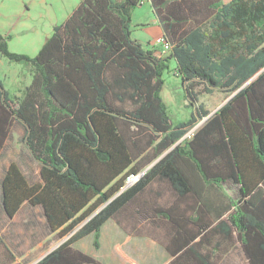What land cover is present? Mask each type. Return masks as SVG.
Returning <instances> with one entry per match:
<instances>
[{
    "label": "trees",
    "instance_id": "16d2710c",
    "mask_svg": "<svg viewBox=\"0 0 264 264\" xmlns=\"http://www.w3.org/2000/svg\"><path fill=\"white\" fill-rule=\"evenodd\" d=\"M145 2L167 56L132 37L131 13ZM7 41L0 33L1 57L31 81L20 96L0 81V151L16 121L40 182L11 163L0 206L9 219L24 203L40 207L64 239L36 264H101L74 245L93 235L98 250L109 219L160 243L168 264H216L234 236L248 264H264V0H80L36 56ZM170 61L194 108L176 123L161 97ZM200 86L231 98L208 116ZM125 222L151 231L130 233ZM15 259L0 236V264Z\"/></svg>",
    "mask_w": 264,
    "mask_h": 264
},
{
    "label": "crops",
    "instance_id": "0c3cea01",
    "mask_svg": "<svg viewBox=\"0 0 264 264\" xmlns=\"http://www.w3.org/2000/svg\"><path fill=\"white\" fill-rule=\"evenodd\" d=\"M223 1L227 2L229 0ZM79 2L80 0H0V33L9 37V41H7L9 51L12 53L25 54L29 57L36 56L43 43L46 42L50 36L53 26L61 24L68 14L75 9ZM143 5L150 9L151 19L149 18L148 21L138 20L136 26L142 30L149 26L150 29L154 30V38L151 39L146 37L145 39L146 44H151L156 38L162 36V31L157 19L153 15L149 3L145 2ZM134 10L131 13L132 20L134 18ZM139 43L141 45L143 44L141 42ZM148 49L154 51L157 56H160L162 53L161 49L158 47ZM172 63L173 61H170L171 66ZM174 77L176 78V74ZM0 81L9 93L14 94L15 96H20L21 89L30 84L31 77L28 74L26 67L11 64L7 59L0 55ZM214 93L224 96V99L217 108L209 112L208 116H211L231 98V96L226 98V95L219 90H216ZM214 93L210 95H213ZM16 123V121L13 122V124ZM14 134L16 135L15 137H17L14 143H17L16 145L19 146H17L18 150H16V146H14L16 151L12 152L9 151L7 147L9 145V140L12 139ZM24 135L14 132L11 128V133L6 140L3 149L0 151V181H2L7 167L11 163H16L23 176L27 179V182H40V164L32 158L27 147L23 143ZM228 184L227 188L229 189V193H235L236 186L230 182ZM3 212L4 211L0 206V222L4 223L2 224L4 227L0 231V236L4 238L3 235H5V228L13 222H17L20 226L17 232L20 233V235H29V238H31V242L27 246V251L32 252L36 256V258L34 257L31 261H28V257L30 256L29 253L24 256H19L11 249L16 256L15 263L36 264L58 244L64 241V239L57 240L54 234H51V232L48 231L43 216V210L40 207L24 203L11 219L5 217ZM10 231L11 232H6V234L16 233L13 232L15 231L14 229H10ZM89 236L91 235H88L86 238ZM52 238L59 243L55 244L53 247L45 245L49 243ZM130 238L131 236L123 229V227L119 226L114 219H109L104 223L100 230V246L99 249L96 250L97 253H99L98 255H94L88 248L82 247L81 241L85 238L79 240L74 245V248L97 259L101 264H122L120 256L122 252L121 246L128 243V241L131 240ZM144 240L150 242L152 246L156 243L150 238Z\"/></svg>",
    "mask_w": 264,
    "mask_h": 264
},
{
    "label": "rangeland",
    "instance_id": "374dc122",
    "mask_svg": "<svg viewBox=\"0 0 264 264\" xmlns=\"http://www.w3.org/2000/svg\"><path fill=\"white\" fill-rule=\"evenodd\" d=\"M150 9L145 7L144 5L141 7H138L134 10V18L132 20V37L134 40L137 42H141L142 47L144 48H153V47H158L154 46L155 40L151 44H146L145 39L146 37H149L151 39L154 38V30L150 29V27H145V29H141L136 26V23L138 20L140 21H148V19H151L150 16ZM143 32V33H142ZM160 49V47H158ZM167 56V55H166ZM17 65V64H16ZM172 68V69H171ZM171 69V70H170ZM174 62L172 63V66L170 64L169 67V72L165 73L163 76L164 79V89L161 91V97L163 98L164 102L168 105V112L171 117V120L176 123V122H182L188 119L190 116L191 111L193 110L190 105H188V101L185 98L184 95V90L182 86L180 85L179 79L174 77ZM197 91L199 93V104L203 105V110H206L208 112H211L217 106L222 102L224 99V96L219 95L217 93H214L213 95L206 94L203 91V87L200 86L197 88ZM206 118L199 120L198 124H196L195 127H192L187 135H191L195 130L203 124ZM12 129L14 132L20 133V135H24V130L19 124H13ZM23 133V134H22ZM18 135V134H17ZM16 135L12 137L11 140H9V145L7 149L9 151H16L17 143H14L16 138ZM20 137V136H19ZM21 144V143H20ZM14 146H16V150L14 149ZM171 196L169 194V200ZM0 222V231L4 227ZM125 227L129 229L130 233H135L137 231L147 233L150 232V228L148 225L145 223L144 224H139L134 227V225L125 222L124 223ZM19 224L17 222H13L11 225H9L7 228H5V235L4 239L6 241V245L15 251V253L19 256L21 255H26L27 253L30 254L28 257V261H31L34 257L36 256L32 252L27 251V246L30 244L31 238H29V235H20V233L17 232L19 229ZM10 229H14L16 233H7L6 232H11ZM9 230V231H8ZM157 232V231H155ZM159 234L157 236L161 237L162 231L159 230ZM131 240L128 241V243L123 244L121 246V263L122 264H168L170 262L171 257L169 256L166 251L162 249V246L160 247V243L155 241L156 243L154 246L150 242L145 241V238L143 235L141 236H133L131 235ZM93 241L94 238L93 236H89L88 238H85L82 243V247H86L89 249V251L93 252L94 255H98L97 251L93 247ZM59 243L58 241H55V239H50V242L45 244L49 247H53L55 244ZM46 248V247H44ZM43 248V249H44ZM241 245L237 239V237H233V243L232 247L228 250L226 254H218L215 256V262L216 264H248V261L245 259L242 251H241ZM27 251V252H26ZM45 251V250H44ZM33 255H32V254ZM214 258V257H213Z\"/></svg>",
    "mask_w": 264,
    "mask_h": 264
},
{
    "label": "built area",
    "instance_id": "2783aa9c",
    "mask_svg": "<svg viewBox=\"0 0 264 264\" xmlns=\"http://www.w3.org/2000/svg\"><path fill=\"white\" fill-rule=\"evenodd\" d=\"M154 44H155L154 46L160 47L161 51L163 53H165V54L168 53L170 51V49H171L170 44L165 42L163 36H160V37L156 38ZM188 137H190V135ZM143 173H144V171H142V172H140L139 174H136V175H131V176L129 175L126 178L125 184L123 186V190L128 188L129 186L131 187L133 184H136Z\"/></svg>",
    "mask_w": 264,
    "mask_h": 264
},
{
    "label": "water",
    "instance_id": "95a60500",
    "mask_svg": "<svg viewBox=\"0 0 264 264\" xmlns=\"http://www.w3.org/2000/svg\"><path fill=\"white\" fill-rule=\"evenodd\" d=\"M62 242H63V241H62ZM62 242H61V243H62ZM61 243H60V244H61ZM58 245H59V244H58ZM58 245H57V246H58ZM57 246H56V247H57ZM56 247H55V248H56ZM55 248H54V249H55ZM54 249H53V250H54ZM53 250H52V251H53Z\"/></svg>",
    "mask_w": 264,
    "mask_h": 264
}]
</instances>
